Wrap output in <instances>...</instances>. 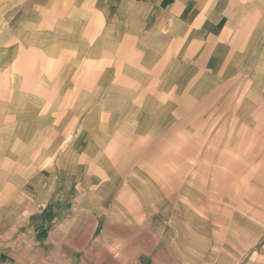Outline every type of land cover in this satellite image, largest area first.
<instances>
[{
    "label": "crops",
    "instance_id": "obj_1",
    "mask_svg": "<svg viewBox=\"0 0 264 264\" xmlns=\"http://www.w3.org/2000/svg\"><path fill=\"white\" fill-rule=\"evenodd\" d=\"M257 137L264 0H0V264L213 263L207 188Z\"/></svg>",
    "mask_w": 264,
    "mask_h": 264
},
{
    "label": "rangeland",
    "instance_id": "obj_2",
    "mask_svg": "<svg viewBox=\"0 0 264 264\" xmlns=\"http://www.w3.org/2000/svg\"><path fill=\"white\" fill-rule=\"evenodd\" d=\"M225 123V130L230 132L232 121ZM228 138L225 137V140ZM262 140V137L256 138L255 152L240 154L225 152L222 179L218 178L217 184L214 183L207 188L210 197L207 205L211 214L207 217L205 234H201L202 239L199 243L206 247L209 261H213L209 264H264ZM215 175V172L208 171V176L215 179ZM215 192L222 193V209L221 200H211L214 196L210 193L215 195ZM164 245L165 243L161 241L160 254H164L165 257L159 264H168L172 261ZM98 246L87 261L82 257L83 252L74 254L73 264H120V253L123 250L118 246L111 249Z\"/></svg>",
    "mask_w": 264,
    "mask_h": 264
}]
</instances>
